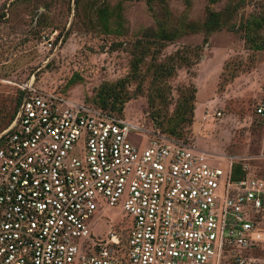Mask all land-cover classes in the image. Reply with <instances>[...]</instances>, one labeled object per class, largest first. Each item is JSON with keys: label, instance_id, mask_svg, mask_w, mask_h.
Listing matches in <instances>:
<instances>
[{"label": "built area", "instance_id": "2783aa9c", "mask_svg": "<svg viewBox=\"0 0 264 264\" xmlns=\"http://www.w3.org/2000/svg\"><path fill=\"white\" fill-rule=\"evenodd\" d=\"M213 161L189 143L32 91L0 132V264H254L264 178L243 169L234 180L231 162ZM104 206L130 225L94 236Z\"/></svg>", "mask_w": 264, "mask_h": 264}, {"label": "rangeland", "instance_id": "374dc122", "mask_svg": "<svg viewBox=\"0 0 264 264\" xmlns=\"http://www.w3.org/2000/svg\"><path fill=\"white\" fill-rule=\"evenodd\" d=\"M210 12L225 19V27L190 31L187 24H202ZM253 19L264 20V0H0V132L32 91L100 110V86L132 76L119 115L104 113L137 125L143 136L189 143L213 164H240L264 178V114L256 112L264 105V23L253 30L247 27ZM161 22L171 33L185 29L158 46L144 42ZM160 66L169 71L155 77ZM191 89L194 122L184 140L162 133L149 98L170 115ZM96 218L94 236L130 225L118 207L104 206ZM252 257L264 264V246Z\"/></svg>", "mask_w": 264, "mask_h": 264}, {"label": "trees", "instance_id": "16d2710c", "mask_svg": "<svg viewBox=\"0 0 264 264\" xmlns=\"http://www.w3.org/2000/svg\"><path fill=\"white\" fill-rule=\"evenodd\" d=\"M100 13H103V10ZM249 23L250 24L247 27H252L253 30H258L264 25V24L262 25V23H264V20L253 19ZM225 24H226L225 19L219 17L218 13L210 12L202 24L191 23V24H187V26L192 32H197V31L202 30L204 33L210 34L214 31H218L219 29H222L223 27H225ZM182 29H185V27L179 28V31L176 30L177 31L176 33L175 31L171 33L170 32L171 30L168 28V26L161 22L159 23L155 34H150L149 36L144 35L143 39L145 41L143 39L142 40L144 42L152 41L151 45L157 44L158 46L164 40L169 41L172 39H176L178 37V33L182 34ZM250 29L251 28H246L244 30L245 41H249ZM142 42L136 43L135 44L136 47H140ZM181 60L187 65L191 64L189 62L190 56H185V57L183 56ZM138 62H141V61L138 60ZM136 68H137V65H134V67L132 68L133 75L134 77H139L138 72L134 70ZM164 71H165V68H162V66H160L157 69L155 67V70L153 73L155 74V77H158L159 74L167 73L169 70L165 72ZM133 80L134 78L132 76L127 78L128 82H131ZM127 81H126V78H124L123 80H118L115 83H104L103 85H101L96 94V106L101 111H106L108 113L116 112L114 114L119 115L122 106L129 99L128 92L125 90ZM194 99H195V91L193 89H191V91L190 90L185 91L182 100L179 103L175 104V107L172 113L170 115H167L166 112L160 113L159 112L160 109L157 106L155 107L154 105L155 104L154 99L149 98V104L153 108L152 109L153 111L152 121H155L154 123L155 126L158 127L162 133H166L169 136H172L176 139H182L184 135L189 132V128L193 125V122H194V110H195ZM21 100H22V97L19 99L16 105V108L18 104L21 102ZM16 108H15V111H16ZM15 111H14V114H15ZM14 114L12 116V119L14 117ZM245 174L246 172L242 170V166L240 164L232 165V178L234 180L244 176Z\"/></svg>", "mask_w": 264, "mask_h": 264}]
</instances>
